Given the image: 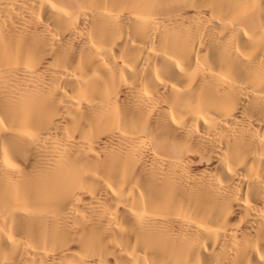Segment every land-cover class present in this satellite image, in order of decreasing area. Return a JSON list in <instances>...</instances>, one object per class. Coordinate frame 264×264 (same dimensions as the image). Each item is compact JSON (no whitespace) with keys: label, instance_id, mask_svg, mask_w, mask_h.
<instances>
[{"label":"bare ground","instance_id":"bare-ground-1","mask_svg":"<svg viewBox=\"0 0 264 264\" xmlns=\"http://www.w3.org/2000/svg\"><path fill=\"white\" fill-rule=\"evenodd\" d=\"M0 264H264V0H0Z\"/></svg>","mask_w":264,"mask_h":264}]
</instances>
